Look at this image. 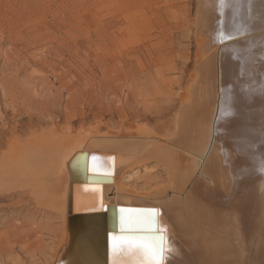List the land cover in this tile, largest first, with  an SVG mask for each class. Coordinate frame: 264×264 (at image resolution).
Wrapping results in <instances>:
<instances>
[{
    "label": "bare ground",
    "instance_id": "obj_1",
    "mask_svg": "<svg viewBox=\"0 0 264 264\" xmlns=\"http://www.w3.org/2000/svg\"><path fill=\"white\" fill-rule=\"evenodd\" d=\"M194 12L192 68L168 93L176 105L161 132L120 121L9 139L0 199H29L56 223L44 264H100L105 253L108 264H144L145 249L121 238L158 233L122 232L119 219L151 210L171 248L165 264H264V0H194Z\"/></svg>",
    "mask_w": 264,
    "mask_h": 264
},
{
    "label": "rangeland",
    "instance_id": "obj_2",
    "mask_svg": "<svg viewBox=\"0 0 264 264\" xmlns=\"http://www.w3.org/2000/svg\"><path fill=\"white\" fill-rule=\"evenodd\" d=\"M194 13V0H0V157L30 128L142 121L161 132L176 105L168 93L192 68ZM42 214L0 199V264L47 261L57 226Z\"/></svg>",
    "mask_w": 264,
    "mask_h": 264
},
{
    "label": "snow or ice",
    "instance_id": "obj_3",
    "mask_svg": "<svg viewBox=\"0 0 264 264\" xmlns=\"http://www.w3.org/2000/svg\"><path fill=\"white\" fill-rule=\"evenodd\" d=\"M95 160V157H93ZM126 211L121 209V212ZM125 225L146 227L150 231L155 232L158 225L157 210H151L148 215H137L131 217H121V231L124 232ZM161 232H166L167 229L163 225H159ZM163 236L153 237L152 242L144 243L143 238L140 237H122V242L128 244L131 247H143L145 249V261L144 264H165V251H171V248L165 249L160 246L159 241L163 240Z\"/></svg>",
    "mask_w": 264,
    "mask_h": 264
},
{
    "label": "water",
    "instance_id": "obj_4",
    "mask_svg": "<svg viewBox=\"0 0 264 264\" xmlns=\"http://www.w3.org/2000/svg\"><path fill=\"white\" fill-rule=\"evenodd\" d=\"M119 225L121 226L120 219H119ZM125 230H127L129 233H140V234L149 233V234H154V235L155 234L157 235V233H158V235L161 236L159 234V232H157V231L153 232V231H150L149 229L148 230H144L143 228L142 229L139 228L138 231H134L135 229L132 230L131 228H125ZM91 264H98V263L97 262H91ZM100 264H108V257L106 255V253H105V257L103 259V262H101Z\"/></svg>",
    "mask_w": 264,
    "mask_h": 264
}]
</instances>
